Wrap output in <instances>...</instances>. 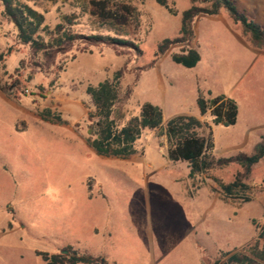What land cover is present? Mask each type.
<instances>
[{
	"label": "rangeland",
	"instance_id": "rangeland-1",
	"mask_svg": "<svg viewBox=\"0 0 264 264\" xmlns=\"http://www.w3.org/2000/svg\"><path fill=\"white\" fill-rule=\"evenodd\" d=\"M17 1L42 14L50 30L62 24L73 34L126 40L141 53L79 43L63 54L35 53L0 15V264H45L37 253L66 248L107 264H202V250L215 260L253 245L264 228V159L247 175L235 163L210 172L224 183L242 174L250 186L243 202L223 199L209 178L188 180L186 163L167 159L158 131L145 130L139 153L128 160L98 156L86 144L93 110L86 90L121 72L120 123L144 103L162 109L163 124L181 114L210 123L200 116L199 94L225 95L237 105V120L212 128L214 157L251 155L264 136V48H253L221 10L195 19L190 47L201 57L195 68L171 61L177 45L143 71L164 40L178 37L191 0H166L176 15L154 0ZM229 1L264 27V0ZM92 2H102L116 20L99 18ZM15 80L24 88L13 98L3 87ZM46 111L61 123L43 121Z\"/></svg>",
	"mask_w": 264,
	"mask_h": 264
},
{
	"label": "trees",
	"instance_id": "trees-1",
	"mask_svg": "<svg viewBox=\"0 0 264 264\" xmlns=\"http://www.w3.org/2000/svg\"><path fill=\"white\" fill-rule=\"evenodd\" d=\"M159 6L165 8L169 14L177 12L167 4L166 0H154ZM98 9L99 18L116 20L112 14L104 13L102 2H92ZM3 8L0 15L11 23L16 30L17 41L27 45L35 52L46 54H63L66 46L74 43L87 46L105 45L113 48H134L141 53L138 46L132 42L102 35L73 34L58 24L54 29L45 25L44 17L31 7L20 4L17 0H0ZM224 10L231 21L238 24L250 45L255 49L264 48V27L250 21L240 13L229 0H191V6L182 12L181 25L178 37L164 40L158 47L156 59L143 71L154 67L158 57L162 56L173 46H181L180 53L171 55V61L185 69H193L200 62L201 57L197 50L190 47L194 39V22L200 16H217ZM86 46L80 52L85 53ZM4 55L0 54V66L3 65ZM122 73L116 72L110 80H105L97 87H88L87 95L90 97L93 110L87 113V146L98 156L128 160L139 153L138 141L145 130L158 131L165 137L167 159L172 163H186L187 178L195 182L197 179L209 178L217 187L223 199L241 200L248 202L247 192L250 186L242 181V174H237L232 182L224 183L221 179L211 176L214 168L226 166L231 163L239 165L247 175L252 167L264 159V136L254 146L251 155L238 154L226 159L214 157L213 127H230L235 125L238 108L236 103L219 95L206 99L199 94L197 105L201 117H210V123L196 117L181 114L175 115L163 124V112L158 106L144 103L139 114L120 123L116 118V106L120 101ZM23 84L15 80L3 87V91L13 98L22 92ZM45 122L58 124V116H52L49 111L41 114ZM204 178V179H205ZM205 181L198 186H193L191 195L201 189ZM211 192H217L211 188ZM259 238L253 245L246 246L238 251L221 253L213 260L205 255L202 250V264H264V228ZM198 248H201L199 245ZM45 264H107L103 257H92L79 253L71 248H66L57 254L37 253Z\"/></svg>",
	"mask_w": 264,
	"mask_h": 264
},
{
	"label": "crops",
	"instance_id": "crops-1",
	"mask_svg": "<svg viewBox=\"0 0 264 264\" xmlns=\"http://www.w3.org/2000/svg\"><path fill=\"white\" fill-rule=\"evenodd\" d=\"M218 16V15H217ZM257 144V143H256Z\"/></svg>",
	"mask_w": 264,
	"mask_h": 264
}]
</instances>
